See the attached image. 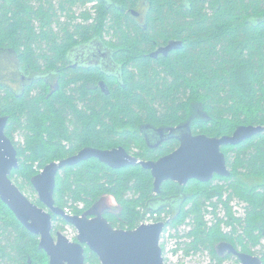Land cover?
Returning a JSON list of instances; mask_svg holds the SVG:
<instances>
[{"label": "trees", "instance_id": "obj_1", "mask_svg": "<svg viewBox=\"0 0 264 264\" xmlns=\"http://www.w3.org/2000/svg\"><path fill=\"white\" fill-rule=\"evenodd\" d=\"M147 1L143 30L131 15L138 0H0V62L12 49L19 84L22 74L61 73L60 91L48 97L46 79H36L32 88L20 85L16 92L0 64V117L9 119L6 135L20 162L12 180L18 175L32 187V178L48 164L87 147H123L141 160L157 161L180 146L172 138L151 148L148 126L169 129L190 122L195 135L214 138L232 136L240 126L264 127V0ZM93 40L117 50L119 69L112 77L98 69L69 67L67 53ZM172 40L182 41V48L167 57L150 56ZM19 131L24 144L15 141ZM222 152L230 177L191 180L185 186L167 181L159 194L151 172L141 166L113 169L93 158L60 172L55 203L82 215L105 195L112 196L118 210H108L104 217L124 230L139 226L142 210L169 209L175 224L194 218L193 247L209 250L220 263L234 258L219 252L226 243L253 255L264 240V131ZM248 177L261 182L249 187L242 180ZM215 180L228 187L212 185ZM18 187L23 192L24 185ZM227 190L248 203L247 216L235 219L227 208L233 232H222L220 224L208 229L204 206ZM34 203L44 207L39 200ZM39 245V237L0 198V264H49ZM85 256L86 264H101L87 247ZM261 260L264 264V254Z\"/></svg>", "mask_w": 264, "mask_h": 264}, {"label": "water", "instance_id": "obj_2", "mask_svg": "<svg viewBox=\"0 0 264 264\" xmlns=\"http://www.w3.org/2000/svg\"><path fill=\"white\" fill-rule=\"evenodd\" d=\"M133 14L138 15L136 12ZM182 46V41H171L151 56H168L171 51L181 49ZM101 88L107 93L105 83L101 84ZM8 121V117H0V198L25 228L39 237V248L47 254L49 264H86V247L98 256L101 264H164L160 247L163 223L140 225L132 230L115 229L105 219L98 204L82 215L73 216L56 206L54 194L57 177L65 167L93 158L113 169L138 165L151 172L155 193L159 194L161 186L167 181L185 186L191 180L209 183L215 176L230 177L231 172L222 148L239 145L264 131L263 126H240L232 136L214 138L195 135L190 122L169 129L148 126L146 129L150 131L178 139L180 146L157 161L141 160L123 147L110 150L87 147L75 156L54 161L31 180L39 201L44 205L40 207L11 179L12 172L20 168V162L16 146L6 135ZM162 142L153 145L148 141V144L154 148ZM54 216L77 229V242H70L62 232L53 235ZM220 252L237 257L240 264H263L260 257L242 253L228 243L221 245Z\"/></svg>", "mask_w": 264, "mask_h": 264}, {"label": "built area", "instance_id": "obj_3", "mask_svg": "<svg viewBox=\"0 0 264 264\" xmlns=\"http://www.w3.org/2000/svg\"><path fill=\"white\" fill-rule=\"evenodd\" d=\"M43 170H40V173ZM225 203L228 206H225ZM79 210L84 209L83 203H78ZM235 219L244 220L247 216L248 203L232 198L229 194H223L222 197L216 196L211 201L206 202L204 206L203 219L206 227L212 228L220 224L221 230L224 233H232L233 226L228 225L229 212ZM67 215H75L72 207L64 209ZM174 215L168 209L162 212H152L142 210V219L140 225H154L163 223L164 228L160 237V247L162 249V258L164 264H234L229 259L220 263L215 259L211 252L207 249H195L193 244L195 236V220L193 217H188L182 223H173ZM62 234L70 241L77 242L78 231L72 225H67ZM234 258L240 260L234 256Z\"/></svg>", "mask_w": 264, "mask_h": 264}, {"label": "flooded vegetation", "instance_id": "obj_4", "mask_svg": "<svg viewBox=\"0 0 264 264\" xmlns=\"http://www.w3.org/2000/svg\"><path fill=\"white\" fill-rule=\"evenodd\" d=\"M150 8V3L147 0H138V8L134 11H131L132 17L137 21L138 25L142 27L143 30H146V13ZM133 12L138 13L137 16L133 14ZM176 41V40H172ZM171 41H169L165 45H158L151 53H154L155 51L159 50L162 47H166ZM174 51V50H173ZM117 50L105 46V42H101L98 40H93L88 43H85L81 46H78L74 49H71L67 55H66V60L69 63V67L72 69H83V70H92V69H98L102 73H107L108 77H112L114 72H116L119 69L118 61H117ZM11 55V60L14 62V66H16V69H19L18 67V62L15 60L16 58L14 57L15 55L13 54V50L9 49L8 53ZM160 56H165L163 54H159L156 58L158 59ZM152 57V56H151ZM167 57V56H165ZM153 58V57H152ZM13 66V68H14ZM12 67V65H11ZM55 72L54 74L48 73V75L44 73L40 74H35L34 76L30 74H22L20 76V82L19 86L25 87L26 85L32 88L34 86V81L36 79H46V83L48 84V97L52 96L53 94L57 93L60 91V79H61V73L59 70H53ZM55 78V79H54ZM54 80V81H53ZM104 82H100L99 86L101 88V84ZM26 86V89H27ZM15 90V89H14ZM102 90V88H101ZM107 94H108V89L106 86ZM16 92H19V88L15 90ZM103 91V90H102ZM24 93L26 90L24 89ZM168 134L166 135H160L156 133L155 131H151V134L147 137V140L151 142V144L155 145L159 141H163L162 144L159 146L161 147L165 142L169 141L172 138L167 137ZM178 140V139H177ZM99 205V209L103 211L104 213L108 211L105 206L102 205L101 201H98L95 205ZM110 211V210H109ZM55 222V220H54ZM63 224V223H61ZM60 232L59 230H56L54 228L53 230V235L54 233ZM55 236V235H54ZM220 252V248H219ZM221 253V252H220ZM225 254V253H221Z\"/></svg>", "mask_w": 264, "mask_h": 264}, {"label": "rangeland", "instance_id": "obj_5", "mask_svg": "<svg viewBox=\"0 0 264 264\" xmlns=\"http://www.w3.org/2000/svg\"><path fill=\"white\" fill-rule=\"evenodd\" d=\"M94 4H90L87 5L86 7L80 9H76V12L78 14L81 13V11H84L85 9H89L93 6ZM107 39H110V37L108 36ZM11 55L5 53L2 55L1 57V62L0 64L2 66H4V71H6V82L15 90H17L19 88V83L17 82V80L15 79V77L13 76V74L15 73L14 71H16L17 69L15 68L16 66H14V62L11 60ZM12 65V67H11ZM14 66V68H13ZM55 79V78H54ZM54 81V80H53ZM24 132L23 131H19L15 134V141L17 143H21L24 144ZM136 152V150H134ZM246 185H248L249 187H253L257 184H259L261 182L260 179L258 178H252V177H248V178H243L242 179ZM14 183L18 186V184H23L24 185V189H23V193L33 202H36L37 200H39V195L37 193V191L34 189V187L32 188L31 186H29V184H26V182L23 180L22 177L16 175L14 176L13 179ZM32 185V184H31ZM214 186H227V184L225 183V181L223 180H215L213 182ZM224 194H229L232 198L236 197L238 200L242 201L240 198H238L236 195L233 194L232 190H227ZM99 201H101L102 205L106 207L107 210H111V211H117L118 210V205L116 203V200L114 197L112 196H108L105 195L104 197H102ZM54 227L58 226V229L60 232H63V230L65 229V227L67 225L65 224H61L58 221L54 222ZM54 235L56 236V233H54ZM264 240L261 241L260 245H258L257 247L252 249V252L254 253L253 255L258 256L261 258V256L264 254ZM229 261H231V263L237 264L239 261H237L235 258L229 259Z\"/></svg>", "mask_w": 264, "mask_h": 264}]
</instances>
